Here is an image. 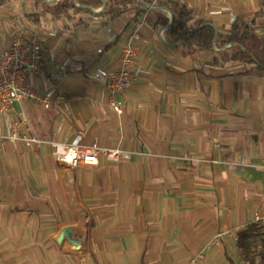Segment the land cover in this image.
<instances>
[{"label": "crops", "instance_id": "crops-1", "mask_svg": "<svg viewBox=\"0 0 264 264\" xmlns=\"http://www.w3.org/2000/svg\"><path fill=\"white\" fill-rule=\"evenodd\" d=\"M181 2L216 26L213 51L184 55L144 14L36 29L24 19L27 0L0 8V50L16 35L39 44L32 84L55 92L51 109L23 102L13 117L46 142L81 136L130 155L71 170L48 143L10 142L11 117L0 118V264H189L198 253L201 264H231L238 233L257 216L264 225V71L220 53L233 22H252L261 0ZM136 22L138 80L118 96V116L95 75L118 67ZM254 29L264 34V15ZM72 229L88 233L80 248L65 235Z\"/></svg>", "mask_w": 264, "mask_h": 264}, {"label": "trees", "instance_id": "trees-1", "mask_svg": "<svg viewBox=\"0 0 264 264\" xmlns=\"http://www.w3.org/2000/svg\"><path fill=\"white\" fill-rule=\"evenodd\" d=\"M12 1L0 0V8ZM32 11L24 15L27 23L36 29L49 21L68 20L85 24L84 15L116 19L127 15H146L155 27L165 28L166 41L182 49L183 54L195 55L213 51L219 38L216 26L205 20H197L193 9L175 0H161L162 10L152 9L151 0H27ZM101 10L97 12L98 10ZM166 10V11H165ZM170 14L173 16L171 22ZM264 15L261 10L252 22L236 20L220 50L223 61H238L257 65L264 71V34H258L254 25ZM231 44L230 48H225ZM86 75V74H85ZM238 259L231 264H264V225L253 223L242 229L237 238Z\"/></svg>", "mask_w": 264, "mask_h": 264}, {"label": "built area", "instance_id": "built-area-1", "mask_svg": "<svg viewBox=\"0 0 264 264\" xmlns=\"http://www.w3.org/2000/svg\"><path fill=\"white\" fill-rule=\"evenodd\" d=\"M160 1L151 0V6L158 8ZM99 11L101 10L97 12ZM142 42V25L136 22L122 47L118 67L95 75L97 79L105 82L112 110L118 116L124 114L118 96L132 88L138 80L137 61ZM42 61V47L21 36H14L9 45L0 50V118L11 117L6 132L9 141L23 146L26 150H34L48 143L53 149L54 160L71 170L97 166L101 157L112 163L128 158L130 155L120 148H105L98 144L85 145L81 136L72 141L46 142L33 135L32 127L26 118L13 117L15 106L23 102L34 103L45 110L51 109L55 92L43 91L32 84L42 72ZM256 221L260 222L261 218L257 216ZM222 236L218 234L212 244H217ZM202 259L203 254L198 253L191 258L189 264H201Z\"/></svg>", "mask_w": 264, "mask_h": 264}, {"label": "rangeland", "instance_id": "rangeland-1", "mask_svg": "<svg viewBox=\"0 0 264 264\" xmlns=\"http://www.w3.org/2000/svg\"><path fill=\"white\" fill-rule=\"evenodd\" d=\"M34 230H32L33 232ZM36 232L40 231V230H35ZM73 232L74 235H73ZM65 235L69 238H72L73 240V244H74V247H77V248H80L82 243L84 240H86V237L88 236V233H85V230L84 229H72L70 231H65ZM84 236V240L81 241L82 237ZM37 237H38V243L40 242V239H41V235L40 233L37 234ZM67 245L70 247L71 245L69 244V242H66ZM37 250L39 251V247L37 248ZM20 264V263H18ZM30 264H42V262H40L39 260L38 261H31Z\"/></svg>", "mask_w": 264, "mask_h": 264}, {"label": "water", "instance_id": "water-1", "mask_svg": "<svg viewBox=\"0 0 264 264\" xmlns=\"http://www.w3.org/2000/svg\"><path fill=\"white\" fill-rule=\"evenodd\" d=\"M152 9H154V10H157V11H160V10H162V8H160V7H158V8H154V7H152V6H150ZM166 11V10H165ZM170 17H171V22H170V24H172V22H173V16L170 14ZM163 29H165V28H163ZM62 237H64V235H62Z\"/></svg>", "mask_w": 264, "mask_h": 264}]
</instances>
